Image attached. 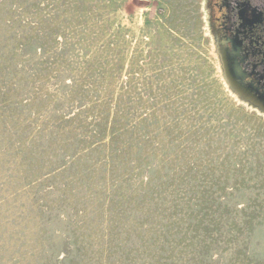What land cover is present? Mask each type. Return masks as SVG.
Here are the masks:
<instances>
[{
	"label": "rangeland",
	"instance_id": "1",
	"mask_svg": "<svg viewBox=\"0 0 264 264\" xmlns=\"http://www.w3.org/2000/svg\"><path fill=\"white\" fill-rule=\"evenodd\" d=\"M0 264H264V114L203 0H0Z\"/></svg>",
	"mask_w": 264,
	"mask_h": 264
},
{
	"label": "flooded vegetation",
	"instance_id": "2",
	"mask_svg": "<svg viewBox=\"0 0 264 264\" xmlns=\"http://www.w3.org/2000/svg\"><path fill=\"white\" fill-rule=\"evenodd\" d=\"M203 13L231 90L264 110V0H203Z\"/></svg>",
	"mask_w": 264,
	"mask_h": 264
},
{
	"label": "water",
	"instance_id": "3",
	"mask_svg": "<svg viewBox=\"0 0 264 264\" xmlns=\"http://www.w3.org/2000/svg\"><path fill=\"white\" fill-rule=\"evenodd\" d=\"M242 101L248 102L246 94L237 93L236 94ZM259 111V110H258ZM259 112L264 114V110H260Z\"/></svg>",
	"mask_w": 264,
	"mask_h": 264
}]
</instances>
